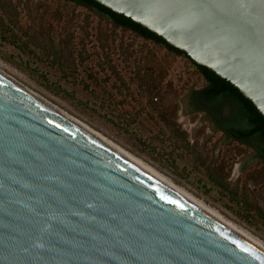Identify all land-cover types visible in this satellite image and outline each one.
Here are the masks:
<instances>
[{"label": "water", "instance_id": "95a60500", "mask_svg": "<svg viewBox=\"0 0 264 264\" xmlns=\"http://www.w3.org/2000/svg\"><path fill=\"white\" fill-rule=\"evenodd\" d=\"M92 1L264 119V0ZM0 264H264V253L0 73Z\"/></svg>", "mask_w": 264, "mask_h": 264}, {"label": "rangeland", "instance_id": "374dc122", "mask_svg": "<svg viewBox=\"0 0 264 264\" xmlns=\"http://www.w3.org/2000/svg\"><path fill=\"white\" fill-rule=\"evenodd\" d=\"M12 6L16 19L0 25L5 75L264 243V163L192 109V91L207 84L198 69L82 6Z\"/></svg>", "mask_w": 264, "mask_h": 264}, {"label": "trees", "instance_id": "16d2710c", "mask_svg": "<svg viewBox=\"0 0 264 264\" xmlns=\"http://www.w3.org/2000/svg\"><path fill=\"white\" fill-rule=\"evenodd\" d=\"M63 1L82 6L87 10H93L108 18L114 26L128 29L145 40L163 46L170 53L183 57L181 53L157 39L150 32L121 16L111 13L92 0ZM7 4L11 6L10 10L6 9L5 5ZM14 8L12 0H0V25H4V21H8L11 16L16 19V13H12ZM192 66L199 70L207 82L204 87L192 91V109L207 113L213 118L214 127L217 130L251 148L255 157L264 163V119L233 88L217 79L206 69L194 64ZM226 108H228L227 113H225ZM173 124L177 127L174 122ZM179 138L185 142V138L180 134Z\"/></svg>", "mask_w": 264, "mask_h": 264}, {"label": "bare ground", "instance_id": "6f19581e", "mask_svg": "<svg viewBox=\"0 0 264 264\" xmlns=\"http://www.w3.org/2000/svg\"><path fill=\"white\" fill-rule=\"evenodd\" d=\"M0 73L5 75L1 70H0ZM5 76L8 77L9 79H11L9 76H7V75H5ZM11 80L14 81L13 79H11ZM14 82L19 84L16 81H14ZM19 85L22 86L23 88H25L26 90H28L29 92L33 93L34 95H36L37 97H39L43 101L47 102L45 99H43L42 97H40L36 93L32 92L28 88L24 87L21 84H19ZM47 103L50 104L49 102H47ZM50 105L53 106L54 108H56L61 113H63L64 115H66L68 118H70L74 122H76L78 125H80L84 129L89 131L91 134H93L94 136L99 138L101 141H103L104 143L109 145L111 148H113L114 150H116L117 152H119L120 154H122L123 156H125L126 158L131 160L132 162H134L136 165H138L139 167H141L142 169H144L145 171H147L148 173L153 175L155 178H157L159 181L164 183L166 186H168L174 192L179 194L181 197H183L189 203H191L192 205H194L195 207H197L198 209H200L201 211H203L207 215L211 216L212 218H214L218 222H220L223 225H225L226 227H228L229 229H231L232 231H234L235 233H237L238 235L243 237L245 240L250 242L252 245H254L256 248H258L259 250H261L264 253V243L262 241L258 240L257 238L253 237L252 235L246 233V231H243V230L237 228L236 226H234V224L229 223V221L227 222L223 217H221L217 212H215L214 210H212L211 208L206 206L203 202H201L198 199L194 198L193 196L189 195L187 192H185L183 189H181L178 186H176L169 179L164 177L162 174L158 173L155 169H153L152 167L147 165L145 162H143L142 160H140L137 157L133 156L129 152L125 151L119 145H117L114 142L110 141L109 139L105 138L100 133H98L97 131L93 130L91 127H89L88 125H86L83 122H81L80 120L70 116L69 114H67L66 112H64L61 109L57 108L56 106H54L52 104H50Z\"/></svg>", "mask_w": 264, "mask_h": 264}, {"label": "snow or ice", "instance_id": "6c2138e0", "mask_svg": "<svg viewBox=\"0 0 264 264\" xmlns=\"http://www.w3.org/2000/svg\"><path fill=\"white\" fill-rule=\"evenodd\" d=\"M245 251H247V250H245Z\"/></svg>", "mask_w": 264, "mask_h": 264}]
</instances>
